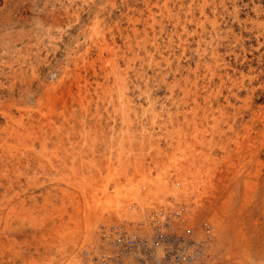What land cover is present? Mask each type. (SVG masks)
I'll return each mask as SVG.
<instances>
[{
	"label": "rangeland",
	"instance_id": "rangeland-1",
	"mask_svg": "<svg viewBox=\"0 0 264 264\" xmlns=\"http://www.w3.org/2000/svg\"><path fill=\"white\" fill-rule=\"evenodd\" d=\"M94 36L112 48L100 55ZM145 49L154 67L142 64ZM115 51L143 74L130 72L139 114L150 100L159 114L160 128L148 112L147 132L138 124L131 140L94 89ZM187 78L198 85L184 103ZM195 148L212 207L206 195L197 209L176 191L135 216L87 217L90 179L111 185L134 166L156 177ZM157 210L177 232L210 237L209 264H264V0H0V264H94L102 226Z\"/></svg>",
	"mask_w": 264,
	"mask_h": 264
},
{
	"label": "bare ground",
	"instance_id": "bare-ground-1",
	"mask_svg": "<svg viewBox=\"0 0 264 264\" xmlns=\"http://www.w3.org/2000/svg\"><path fill=\"white\" fill-rule=\"evenodd\" d=\"M147 6H148V8H150V13H152L153 11L150 7L151 2H148ZM190 10L191 9H189V11ZM177 20L180 21L179 18ZM158 21H157V23H158ZM197 24H200V21H198ZM183 29H184V31L188 30V26L185 25V23H184ZM104 37H106V36H104ZM92 39L93 40H92L91 46L94 45L95 47H97L100 51V55L104 53L105 49L108 50V49L112 48L111 45H109V44H107L106 47L104 46L103 41H106V40H104L103 37L94 36ZM170 40H171V38H170ZM90 49L91 48L88 47L86 52ZM130 50L132 51V49H130ZM170 50L171 49H169V51ZM172 50L174 51V49H172ZM144 51L146 53H148V58L147 59L143 58L141 60L142 64H144L145 62H148L149 64H151L152 67H154L153 66L154 61L156 60V58L154 56L155 52L152 53V51H150L149 49H145ZM77 53H78V56L75 58V61L80 63L81 61H83L86 58V56L83 53L79 54V52H76V54ZM125 53L126 52H123V55H121L122 57L117 56V51L110 53L109 66L104 65L100 69L101 72L103 73L102 77H104L105 81L100 82V81L96 80L97 85L98 86L101 85L102 92H100V91L98 92V90L100 88L98 86L96 88L94 87V89L96 90V94H97V97L99 99V102H101L103 104V107H104V109H106L108 115L115 121H118V117H119V120H121V124H122V126H124L123 128H121L122 136L127 137L128 139L131 140L133 137V131L132 130H134V128L138 124L142 123L141 125L144 126V132H147L148 129L146 128L145 124L143 123L144 122L143 119L148 116V112H151V114H152L151 119H152L153 124L155 126H157L156 128L158 129L160 127H159V114L153 107V104H154L153 101L150 100L151 105H149L148 108H144V112L142 114H139V110H140L141 106L136 101V98H134L131 95V92H130V89H131V74H130V72L135 71V73L138 75L140 74V76L143 74H142L140 68H136L133 66V63H135V61H132L131 60L132 58L131 59L129 57L126 58ZM95 63L96 62H93V68L96 67ZM96 72H98V71L95 68V73ZM213 74H215V72H213ZM80 77H81V75L79 76V78H77V82H76V84H78V86H79V89H81ZM221 77H223V76H221ZM216 79H217V77H216ZM191 81L192 80L188 81V78H187L186 83H184V85L181 86V87H183V93L185 96V98L183 99L184 103H188L190 98L192 97V95L196 94L197 89H195L194 86L198 85V80L196 79L192 83V84H194V86H191L188 83ZM221 83H222V81H221ZM72 88H73V86L70 87L69 92L72 93V95H74L76 93L73 91ZM88 91L90 92V85L85 84V91L84 92H87V95L89 94ZM81 93H82V91L80 92V94ZM85 95H86V93H85ZM94 99H95V97H92V98H90V100H88L89 101V107L88 108L86 107L85 110H87V111L89 110ZM65 105H66V103L64 102V106ZM80 105L83 107L86 106L85 102L80 103ZM100 110L101 109L99 108V111ZM212 115L214 117V114H212ZM207 116H209V115L207 114ZM185 120L190 123L193 120V118H190L188 115H185ZM116 124L117 123L113 124L112 128L114 129V131L116 130V132H117L118 128L116 127ZM195 124H196V122H195ZM198 126H199V123H197L195 125V131L196 130L198 131ZM230 127L232 128V126H230ZM74 133H77L76 129L74 130ZM88 133L89 132L85 133V135H86L85 139H87L85 141H87V142L91 141L90 140L91 138H89L90 134H88ZM104 134H105L104 135V137H105L106 136L105 131H104ZM105 141H106V139H105ZM45 144L46 143H44V148H46ZM122 144H123V142H122ZM92 146L94 148V145H92ZM190 150H192L191 154H190V155H192L191 161H188L184 165L177 163L175 166H172V165L167 164V163H163V164H161V166H159L160 172H158L156 177H153L151 167L144 169L143 167H138V166L135 167L134 166V168L125 167L124 168V175H125L124 179L121 178L122 177L121 174L120 175L118 174L119 176L114 180L113 184H111V185L108 182H105L102 185H95V183L97 181L92 182V180L90 179L88 181V183L84 184L82 187L84 189L83 193H85V194H83V197H84L85 201L87 202V205L89 206V207H87V211H88L87 217H89V220H93V218H95V217H101L102 215L104 217H106L107 213L109 215L115 216V217H117V216L122 217L124 213L126 215L131 214L132 216L133 215L135 216V214H137L139 212L143 213V211H147V210L150 211L151 206L158 203V200L163 202V200H164L163 196L170 194V192L173 193L176 191H177V193L181 192V195L184 196V198H185L186 204L193 205V203H194V205L196 206L195 208H197V209H199L201 207H205V205L204 206L201 205V202L203 199L202 194L204 196L206 195V193L208 192V188L206 187V185L208 186L210 184L209 186H212V182L209 179L208 183L204 184L205 182L202 180L204 171L202 169V166L200 165V157L201 156L198 157L196 148L190 149ZM198 152H199V150H198ZM251 155H252V153H251ZM73 162H75V160H73ZM175 163H176V160H175ZM91 167H93V166H91ZM78 169H80V168H78ZM133 169L135 170V173L132 172ZM119 171H121V170H119ZM101 193H104L105 195H110V196H105V197H109V198L112 197L111 200L106 198L107 200H105V201H107V202H103L104 200L102 201ZM111 194H113V195H111ZM133 196L134 197L136 196V197L132 198ZM205 197L207 199H209V201H208V203L210 204L209 207H212L215 203L214 194L212 192H209V194H207ZM78 198H79V196H78ZM129 202H132L133 204L137 203V205H138L136 207L137 209H135V207H133L134 209L128 208ZM129 212H131V213H129ZM157 212L159 213V210H157ZM99 213H101L102 215L100 216ZM187 216H188V214H187ZM107 217H109V216H107ZM119 219H121V218H119ZM119 219H116L115 223H120ZM110 220H112V218ZM179 223H180V221H179ZM194 224H195V221H192L191 225H194ZM105 226H107V225H105ZM101 245H102V241L100 242V245L97 246V247H99V252H100V249L102 248ZM85 253H86V255H88L90 252H89V250H87Z\"/></svg>",
	"mask_w": 264,
	"mask_h": 264
},
{
	"label": "built area",
	"instance_id": "built-area-1",
	"mask_svg": "<svg viewBox=\"0 0 264 264\" xmlns=\"http://www.w3.org/2000/svg\"><path fill=\"white\" fill-rule=\"evenodd\" d=\"M127 222L101 227L94 264H209L210 237L177 232L169 215L153 211L145 220Z\"/></svg>",
	"mask_w": 264,
	"mask_h": 264
}]
</instances>
